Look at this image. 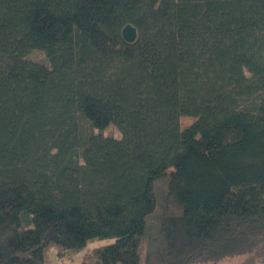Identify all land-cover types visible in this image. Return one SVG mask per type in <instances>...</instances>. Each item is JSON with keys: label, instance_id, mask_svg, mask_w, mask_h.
Here are the masks:
<instances>
[{"label": "trees", "instance_id": "1", "mask_svg": "<svg viewBox=\"0 0 264 264\" xmlns=\"http://www.w3.org/2000/svg\"><path fill=\"white\" fill-rule=\"evenodd\" d=\"M103 239L81 264L264 247V0H0V264Z\"/></svg>", "mask_w": 264, "mask_h": 264}, {"label": "rangeland", "instance_id": "2", "mask_svg": "<svg viewBox=\"0 0 264 264\" xmlns=\"http://www.w3.org/2000/svg\"><path fill=\"white\" fill-rule=\"evenodd\" d=\"M28 58L50 65L49 59L44 51L34 49L28 54ZM196 120L195 117L190 115H183L180 118L182 128H186ZM95 132H103L105 135H113L115 137H121V132L116 125H110L104 130L94 129ZM111 239L94 240L88 243V245L75 255H71L67 258H60L55 251V248L51 250L52 264H81L84 254L88 247H94L101 244L111 242ZM92 262L91 259H89ZM202 264H264V247L259 252H253L249 254H241L234 257L223 258L217 262H207Z\"/></svg>", "mask_w": 264, "mask_h": 264}, {"label": "water", "instance_id": "3", "mask_svg": "<svg viewBox=\"0 0 264 264\" xmlns=\"http://www.w3.org/2000/svg\"><path fill=\"white\" fill-rule=\"evenodd\" d=\"M123 36L127 41H134L138 37V31L135 26H133L131 23H128L123 28Z\"/></svg>", "mask_w": 264, "mask_h": 264}]
</instances>
